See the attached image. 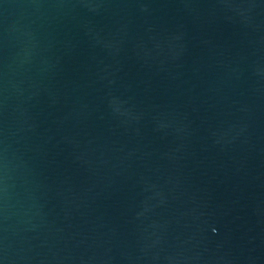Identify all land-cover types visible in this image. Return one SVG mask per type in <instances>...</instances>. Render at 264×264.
<instances>
[{
	"label": "water",
	"instance_id": "obj_1",
	"mask_svg": "<svg viewBox=\"0 0 264 264\" xmlns=\"http://www.w3.org/2000/svg\"><path fill=\"white\" fill-rule=\"evenodd\" d=\"M0 264H264V0H0Z\"/></svg>",
	"mask_w": 264,
	"mask_h": 264
}]
</instances>
